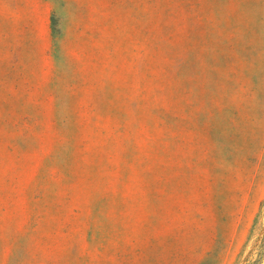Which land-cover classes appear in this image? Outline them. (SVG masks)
<instances>
[{
	"label": "rangeland",
	"instance_id": "1",
	"mask_svg": "<svg viewBox=\"0 0 264 264\" xmlns=\"http://www.w3.org/2000/svg\"><path fill=\"white\" fill-rule=\"evenodd\" d=\"M0 264H264V0H0Z\"/></svg>",
	"mask_w": 264,
	"mask_h": 264
}]
</instances>
